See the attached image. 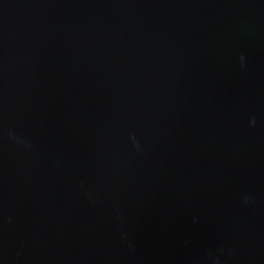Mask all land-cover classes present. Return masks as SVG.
Returning a JSON list of instances; mask_svg holds the SVG:
<instances>
[{
  "label": "water",
  "instance_id": "obj_1",
  "mask_svg": "<svg viewBox=\"0 0 264 264\" xmlns=\"http://www.w3.org/2000/svg\"><path fill=\"white\" fill-rule=\"evenodd\" d=\"M0 264H264V0H0Z\"/></svg>",
  "mask_w": 264,
  "mask_h": 264
}]
</instances>
